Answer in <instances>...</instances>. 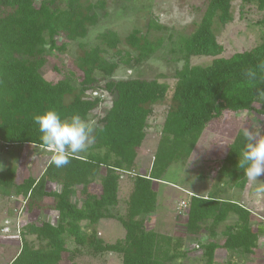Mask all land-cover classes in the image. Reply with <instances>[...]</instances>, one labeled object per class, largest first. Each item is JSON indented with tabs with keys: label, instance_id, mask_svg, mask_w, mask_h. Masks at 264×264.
I'll return each mask as SVG.
<instances>
[{
	"label": "trees",
	"instance_id": "obj_1",
	"mask_svg": "<svg viewBox=\"0 0 264 264\" xmlns=\"http://www.w3.org/2000/svg\"><path fill=\"white\" fill-rule=\"evenodd\" d=\"M240 1L264 10V0ZM107 6L106 0H0V150L10 152L12 146L25 144L47 148L32 118L36 111L51 107L62 119L78 113L88 121L101 104H108L94 124V142L87 151L71 156L67 165L57 167L50 157L38 177L21 183L14 182L13 168L0 170V193L8 194L12 189L27 210L56 212L54 222L27 224L21 232L19 250L8 264H76L62 263L69 252L95 258L117 254L118 264H174L187 252L178 250L179 242L174 243L177 249L173 252L171 236L144 224L145 215L156 209V183L172 163L184 164L210 121L225 112L264 114V97L258 95L264 90V82L249 85L242 74L244 68L264 61V39L250 49L222 56L223 46L216 39L214 26L232 20L231 0H207L193 30L179 34L173 43L174 60L182 64L174 72L151 165L141 173L135 162L137 150L145 138L152 106L166 98L169 87L156 78L114 77L122 67L134 69L150 59L162 47L163 38L152 37L151 30L160 25L150 19L144 33L135 28L120 38L107 29L98 33V43L83 48L80 39L107 14ZM258 23L264 26V16ZM59 38L65 41L57 44ZM73 41L80 47L71 64L77 82L72 84L69 78L46 80L40 71L46 63V49L63 51ZM192 56L211 59L204 65H192ZM96 91L102 98L92 95ZM255 102L260 106L254 107ZM243 143L238 129L225 155L218 158L214 186L206 195L188 193L181 200L186 202L181 209L185 211L183 231L196 241L194 249L200 250L204 264L213 263L218 248L230 256L252 254L264 233L261 224L253 227L250 209L221 196L224 187L243 189L247 184L243 169L237 167ZM122 173L131 176L132 189L120 214L114 209L119 203ZM209 176L196 174L204 182ZM95 181L100 183L99 193L89 190ZM50 184L57 188H49ZM231 214L236 219L219 228ZM101 220L120 223L125 230L123 237L105 242L95 228ZM83 221L88 231L82 228ZM25 234L33 235L37 243L27 240ZM218 236L224 237L222 243L216 241ZM68 241L74 243L73 250L68 248Z\"/></svg>",
	"mask_w": 264,
	"mask_h": 264
},
{
	"label": "rangeland",
	"instance_id": "obj_2",
	"mask_svg": "<svg viewBox=\"0 0 264 264\" xmlns=\"http://www.w3.org/2000/svg\"><path fill=\"white\" fill-rule=\"evenodd\" d=\"M93 1V0H92ZM108 6L107 14L101 15L94 26L88 28L85 37L80 42L87 49L98 43V33L111 29L120 38L129 34L133 29H138L144 33L147 30L150 19L157 22L160 28L151 30L152 37L163 38L162 47L151 56L150 59L142 61L140 65L133 68L122 67L114 78L142 77L156 78L167 83L169 89L166 98L152 106L153 111L148 117V127L145 138L137 150L135 162L140 167L139 171L145 173L151 165L153 155L160 137V130L164 116L168 107L169 96L174 83L175 69L180 67L182 61L174 60L175 54L172 52L174 42L179 34H189L196 23L200 20L207 0H106ZM232 20L224 25L215 24V35L217 41L223 46L222 56H229L233 52L250 49L264 39V26L258 21L264 16V10H259L255 5H242L240 0H231ZM57 44L65 41L63 38L56 39ZM124 45V44H123ZM125 46V45H124ZM77 42L67 43L65 50L46 49V63L41 68L42 76L51 82H56L62 78H69L72 84L77 82L75 68L71 66L74 59L80 53ZM179 56V55H177ZM211 57L192 56L190 64H207ZM92 95L102 98V93L94 92ZM254 107L260 104L253 103ZM108 107V104H101L95 116L88 121L95 124L97 117L101 116ZM264 126V114L255 111L245 112H225L218 119L210 121L203 129L198 142L191 155L184 164L172 163L163 174L162 179L156 183L157 205L154 216L144 218L145 226L153 227L156 231L165 233L172 238L171 250L176 251L174 243H181L179 251L190 252L192 244L183 231L185 211L177 214V207L180 201L187 198L188 193L206 195L211 186H214L219 161L226 153V148L231 142L234 133L240 129L241 124ZM51 150L35 145L12 146L10 152L0 150V170L13 168L14 182L21 183L28 177H38L50 157ZM104 173V169H100ZM210 174L207 182L197 179L196 174ZM264 179V177H261ZM132 178L127 173H122L119 179V203L115 207V212L124 213V201L132 189ZM204 183V184H203ZM260 181H257V185ZM100 183L95 181L89 185L90 192L99 193ZM257 185L247 184L243 189L236 187L229 189L224 187L222 197L234 199L251 211V221L253 227L257 224L264 226V192L256 190ZM205 186V187H204ZM207 186V188H206ZM49 188H57L55 184H50ZM76 196H80L77 186ZM212 188V187H211ZM186 190V191H185ZM207 190V192H204ZM256 190V191H255ZM191 191V192H190ZM203 191V192H202ZM205 193V194H204ZM72 199H74L72 197ZM45 202L51 204V199L46 198ZM26 204L19 196H16L12 189L8 194L0 193V264H8L19 250L21 244V232H25L27 224L40 221H52L56 212L52 209L32 210L26 209ZM156 217V220L154 219ZM141 218V217H140ZM236 216L228 215L225 223H232ZM84 230L85 222H81ZM98 235L105 242H115L123 237L125 230L116 220H101L95 226ZM25 238L34 241L33 235L25 234ZM204 238V237H201ZM223 236L217 237V242L222 243ZM69 249H74L72 241L67 242ZM182 256L175 260L174 264H204L200 257V252L196 251ZM65 253L62 263L75 262L76 264H118L117 254H106L102 257H92L85 253ZM67 256V258H66ZM264 264V233L258 238V245L252 254L247 256L238 253L230 254L224 248L215 250L212 264Z\"/></svg>",
	"mask_w": 264,
	"mask_h": 264
},
{
	"label": "clouds",
	"instance_id": "obj_3",
	"mask_svg": "<svg viewBox=\"0 0 264 264\" xmlns=\"http://www.w3.org/2000/svg\"><path fill=\"white\" fill-rule=\"evenodd\" d=\"M242 74L249 85L255 86L258 80L264 82V61L244 68ZM258 95L264 97V90H259ZM32 118L39 127L41 142L51 150V161L57 167L67 165L71 156L87 151L94 142V123L78 113L62 119L54 108L49 107L34 112ZM240 132L244 143L237 167L243 169L250 184L257 185L260 181L256 190L264 192V179H261L264 177V126L245 123L241 124ZM179 208L180 204L177 212Z\"/></svg>",
	"mask_w": 264,
	"mask_h": 264
},
{
	"label": "crops",
	"instance_id": "obj_4",
	"mask_svg": "<svg viewBox=\"0 0 264 264\" xmlns=\"http://www.w3.org/2000/svg\"><path fill=\"white\" fill-rule=\"evenodd\" d=\"M201 183H202V181H201ZM204 184V183H203ZM205 187V186H204ZM206 188H207V186H206ZM186 191V190H185ZM191 192V191H190ZM203 192V191H202ZM204 192H207V190H205ZM193 194H195L194 192H192ZM205 194V193H204ZM197 195H199V194H197ZM200 195H203V194H200ZM151 215H153L154 216V212H151L150 214H147V215H145V217L144 218H147V217H149V216H151ZM154 219L156 220V217H154ZM145 220V219H144ZM201 237H204V236H201ZM188 238H190L189 239V242L192 244V248H191V251L188 253V254H190V253H193V252H196V251H198V252H200V250L199 249H194V247H195V245H196V241H194L191 237H188ZM201 239H203V238H201ZM181 244V243H180Z\"/></svg>",
	"mask_w": 264,
	"mask_h": 264
},
{
	"label": "built area",
	"instance_id": "obj_5",
	"mask_svg": "<svg viewBox=\"0 0 264 264\" xmlns=\"http://www.w3.org/2000/svg\"><path fill=\"white\" fill-rule=\"evenodd\" d=\"M186 207V202L185 201H181V203H180V210L178 211V214H180V213H182L183 211V209ZM182 209V210H181Z\"/></svg>",
	"mask_w": 264,
	"mask_h": 264
}]
</instances>
